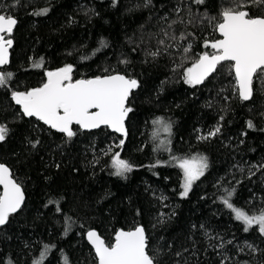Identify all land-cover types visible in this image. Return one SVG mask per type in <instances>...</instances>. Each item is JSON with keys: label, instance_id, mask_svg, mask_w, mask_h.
I'll return each instance as SVG.
<instances>
[{"label": "trees", "instance_id": "16d2710c", "mask_svg": "<svg viewBox=\"0 0 264 264\" xmlns=\"http://www.w3.org/2000/svg\"><path fill=\"white\" fill-rule=\"evenodd\" d=\"M145 4L146 0H0V14L18 20L11 35L10 63L2 70L13 75L7 88H0V123L10 130L0 142V163L10 168L25 197L19 213L0 228V264H7L9 258L14 264H33L44 244L51 248L44 264H64L65 256L69 264H97L85 239L87 231L95 230L111 242L116 231L137 226L144 227L151 249L162 250L160 264H184L185 259L188 264H221L223 256L229 257L226 264H264V236L255 226L244 232L242 222L220 200L225 188L234 187L235 206L249 213L264 208V167H260L264 165V78L255 79L252 99L243 102L234 94L229 63L195 87L183 79L191 59L177 67L188 44L192 59L211 51L203 43L218 36L203 14L218 16L231 0ZM177 6L186 22L168 29L177 37L173 41L165 39L161 29L177 19ZM187 7L192 9L193 23H187ZM45 8L46 15L33 14ZM247 10L253 16L264 15V8ZM182 33L192 35L180 40ZM162 39L172 47L165 50L158 43ZM157 50L156 57L146 54ZM41 58L43 66L33 67ZM122 59L129 63H120ZM68 64L74 68V79L115 70L139 80L140 87L130 97L134 110L125 124L126 139L107 129L84 133L74 127L77 135L68 141L20 113L11 91L39 87L46 71ZM156 118L171 123L170 136L153 125ZM249 120L254 128H248ZM217 126L221 131L215 137L200 139ZM153 131H159L156 141ZM120 139H125L122 150L114 147ZM169 139L170 151L153 150L159 140ZM29 141L39 144L33 148ZM109 146L133 165L131 172L123 177L112 174L111 153L105 154ZM172 155L207 157L204 176L186 198L180 195L183 175L172 166ZM50 200L58 202L59 212ZM205 231L233 244L210 247L218 241H209Z\"/></svg>", "mask_w": 264, "mask_h": 264}, {"label": "snow or ice", "instance_id": "6c2138e0", "mask_svg": "<svg viewBox=\"0 0 264 264\" xmlns=\"http://www.w3.org/2000/svg\"><path fill=\"white\" fill-rule=\"evenodd\" d=\"M192 2L201 5L206 0H192ZM150 3L151 0H146L145 7ZM253 6L264 8V0H231V5L223 7L218 16L209 17L207 13L203 14V18L208 20L213 30L218 33L219 38L205 39L203 47L210 48L211 51H204L194 59L189 56L192 49L191 44L182 48V62L177 67H182L185 61L191 59V66L183 72L184 83L192 87L201 85L217 71L221 64L228 62L230 72L234 77V94L241 101L252 99L255 79L264 78V15H251L247 9ZM47 12L48 9L45 8L33 14L46 15ZM175 12L177 19L171 21L166 28L161 29L165 39L173 41L177 40V37L170 35L168 29H171L174 24L186 22L185 17L180 16L181 8L179 6L176 7ZM186 15L189 18L187 23H193L194 15L191 7H187ZM17 23L18 20L13 15L0 14V66L9 63V49L13 45L11 35ZM191 35V33H182L179 39L185 40ZM100 43L102 47L106 46L104 41ZM158 43L164 46L165 50L172 47L170 44L165 45L163 39ZM146 54L156 57L160 51ZM82 59H87V57H82ZM120 63L128 64L129 61L122 59ZM42 66L43 58L33 62L35 68ZM73 71L74 68L71 64L55 71H46V80L41 86L24 91H11V100L19 106L23 116L35 118L47 125L48 128L63 134L68 141L77 135L74 126L78 127L80 131L107 128L126 139L128 132L125 121L134 110L130 105V97L134 90L140 87L139 80L115 70L107 75L91 79H74ZM12 75L11 72L0 71V88H7ZM153 125L158 126V129L168 136L171 135L172 125L163 118H156ZM247 126L254 128L251 120L248 121ZM9 131L5 124L0 123V142L6 139ZM220 131V127L217 126L206 136H201L200 139L206 140L215 137ZM151 136L154 141L158 140L159 131H153ZM125 139H120L114 147L122 150ZM29 143L35 148L39 141L34 143L29 141ZM170 143V139L159 140L153 150L157 151L159 147H164L170 151L168 147ZM112 147L109 146L105 151V154L111 153L112 174L123 177L133 170V165L128 160L122 159L120 152H112ZM170 160L172 166L178 167L182 172L181 187L183 191L180 195L181 198H186L193 184L204 176L208 168L207 157L195 155L189 158L172 155ZM155 166L152 165V167ZM260 167H264V165ZM251 174L254 175V173ZM0 187H2V191H0V227H3L9 222V217L21 209L25 198L22 185L13 178L10 168L4 163H0ZM234 192V187L232 189L225 188V194L220 198L221 203L234 214L237 221L242 222L244 232H249L255 226L259 234L264 236V208L258 212L249 213L235 206L232 203ZM161 199L164 198L161 197ZM49 203H56V211H60L57 201L50 200ZM66 219L70 220L69 217ZM205 236L209 241H218L217 244L210 243V247L223 249L227 244H233L232 240L225 241L219 234L213 236L210 232L205 231ZM86 238L95 252L97 264H160L162 250L150 248L149 239L142 226L127 231H116L111 242H106L95 230L87 231ZM171 247V245L168 246L169 250ZM244 247L255 251L252 244L245 243ZM237 248L239 251H243V247L237 245ZM50 251V246L44 244L43 250L39 252V258L35 259L33 264H44ZM175 255L180 257L182 252H176ZM228 261L229 257L223 256L221 264H226ZM7 264H14V261L9 258ZM64 264H69L67 256L64 257ZM184 264H188L187 259L184 260Z\"/></svg>", "mask_w": 264, "mask_h": 264}, {"label": "water", "instance_id": "95a60500", "mask_svg": "<svg viewBox=\"0 0 264 264\" xmlns=\"http://www.w3.org/2000/svg\"><path fill=\"white\" fill-rule=\"evenodd\" d=\"M217 36H218V33H217ZM218 38H219V36H218ZM12 48V47H11ZM11 48L9 49V63H10V56H11V54H10V51H11ZM9 63L7 64V65H4V66H0V71H2V70H4L8 65H9ZM225 63H228V62H225ZM55 71V70H54ZM206 81V80H205ZM135 91V90H134ZM243 102H248V101H243ZM24 118H26V119H33V120H35V121H38V120H36L35 118H28V117H25L24 116ZM127 121V120H126ZM126 121H125V124H126ZM38 122H40V121H38ZM42 125H44L42 122H40ZM44 126H46L47 128H48V126L47 125H44ZM74 127H76V126H74ZM101 129H107V128H101ZM101 129H96V130H92V131H82V132H87V133H90V132H95V131H98V130H101ZM111 134H113V135H115L116 137H118V138H120L121 136H120V134H118V133H115V132H112L110 129H107ZM55 131V130H54ZM0 190L2 191V187H0ZM25 199V198H24ZM23 206V205H22ZM22 208V207H21ZM21 210V209H20ZM19 210V211H20ZM19 211L17 212V213H19ZM17 213H15V214H13V215H16ZM13 215H11V216H13ZM0 228H2V227H0ZM125 231H127V230H125ZM85 239H86V241H87V243H88V245L90 246V248H91V250L93 251V254H94V256H95V252H94V250L92 249V246L90 245V243L88 242V240H87V238H86V234H85ZM95 259H96V257H95ZM97 261V260H96Z\"/></svg>", "mask_w": 264, "mask_h": 264}, {"label": "rangeland", "instance_id": "374dc122", "mask_svg": "<svg viewBox=\"0 0 264 264\" xmlns=\"http://www.w3.org/2000/svg\"><path fill=\"white\" fill-rule=\"evenodd\" d=\"M182 191H183V189H182ZM182 191H181V192H182Z\"/></svg>", "mask_w": 264, "mask_h": 264}]
</instances>
